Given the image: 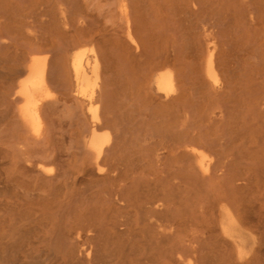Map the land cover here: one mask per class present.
Masks as SVG:
<instances>
[{
  "label": "bare ground",
  "instance_id": "6f19581e",
  "mask_svg": "<svg viewBox=\"0 0 264 264\" xmlns=\"http://www.w3.org/2000/svg\"><path fill=\"white\" fill-rule=\"evenodd\" d=\"M250 4L260 12L259 2ZM3 30L0 166L8 162L11 171L33 173L34 181L42 179L47 185L43 189L35 184L25 194L16 190V198L10 197L13 193L8 182L4 187L0 173V202L5 188V264L22 261L15 251L16 230L26 226L38 207L54 210L33 231L42 244L31 258L38 264H246L248 256L252 264H264V196L247 204L244 194L254 175L262 177L263 166L247 164L242 152L234 153L228 121L239 112L245 128L258 135L256 147L264 153V82H257L252 70L243 71L239 95L230 91L229 99L224 98L215 46L207 44V89L184 101L183 111L171 118L161 117L152 125L140 121L131 146H126L120 129H114L113 138L97 130L103 123L93 93L100 78L96 53L91 49L86 60L85 51L75 52L69 61L75 94L86 98L95 124L82 136L74 172L56 157L60 152L41 147L46 131L53 129L45 130L46 106L54 103V88L63 82L55 55L51 49L41 52L38 43L22 52L18 42L26 39L11 33L6 18ZM35 30L28 39L39 41ZM158 72V91L176 99L175 75ZM237 98L242 104L231 106ZM49 159L62 164L60 175L44 166ZM78 178L88 185L81 197L68 200ZM245 226L258 242L248 239Z\"/></svg>",
  "mask_w": 264,
  "mask_h": 264
},
{
  "label": "rangeland",
  "instance_id": "374dc122",
  "mask_svg": "<svg viewBox=\"0 0 264 264\" xmlns=\"http://www.w3.org/2000/svg\"><path fill=\"white\" fill-rule=\"evenodd\" d=\"M256 2L260 4V12L250 4L257 6ZM223 5L225 8L220 11ZM5 18L11 33L18 39H26L18 42L22 52L38 43L41 52L51 49L55 55L63 82L54 88V103L46 106L45 115L49 113L46 121L49 122L45 130L53 129L46 131V141L41 147L52 148L56 155L60 152L62 158L55 156L62 164L68 162L74 172H77L80 159L75 153L82 149V136L95 124L86 98L75 94L69 71V61L75 52L85 51L86 60L91 58V49L96 53L100 78L93 93L103 123L97 125V130L107 131L113 138L114 129H120L126 146H131L140 121L152 125L161 117L171 118L183 111L184 101L207 89L203 69L207 57L205 46L211 42L219 63L218 84L224 98L229 99L230 91L239 95L245 69L255 73L257 82H264V0H0L4 32ZM34 30L39 41L28 39ZM158 71H171L175 75L176 99L170 100L158 91ZM241 104L242 99L237 98L230 105ZM228 121L234 153L242 152V161L247 164L263 166L262 177L254 175L249 190L244 193L248 204L264 196V153L256 147L258 135L253 133V128H245L239 112L230 115ZM50 159L44 166L52 175H60L62 164L55 165L57 162ZM0 173L4 187L8 182L13 193L10 197L16 196V190L25 194L35 184L47 189L44 180L34 181L35 174L24 170L13 172L8 162L0 166ZM87 185L78 178L70 186L68 200L81 197V190ZM1 202L0 264H5V188ZM36 209L26 226L16 230L15 251L23 258L18 264H38L31 258L42 244L33 231L41 228L54 210ZM251 211L249 209V213ZM244 233L250 240L258 237L249 226H245ZM26 253L29 259L25 258ZM40 262L44 263V254ZM252 263V257L248 256L246 264Z\"/></svg>",
  "mask_w": 264,
  "mask_h": 264
}]
</instances>
